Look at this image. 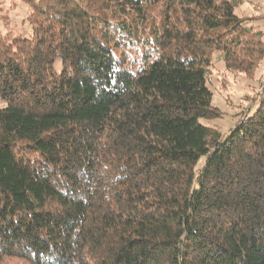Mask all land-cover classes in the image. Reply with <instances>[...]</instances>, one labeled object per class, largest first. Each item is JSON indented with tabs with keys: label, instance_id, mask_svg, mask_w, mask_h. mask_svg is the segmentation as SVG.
I'll use <instances>...</instances> for the list:
<instances>
[{
	"label": "trees",
	"instance_id": "obj_1",
	"mask_svg": "<svg viewBox=\"0 0 264 264\" xmlns=\"http://www.w3.org/2000/svg\"><path fill=\"white\" fill-rule=\"evenodd\" d=\"M0 38V264H264V92L226 135L212 67L253 76L248 0H20Z\"/></svg>",
	"mask_w": 264,
	"mask_h": 264
},
{
	"label": "rangeland",
	"instance_id": "obj_2",
	"mask_svg": "<svg viewBox=\"0 0 264 264\" xmlns=\"http://www.w3.org/2000/svg\"><path fill=\"white\" fill-rule=\"evenodd\" d=\"M248 1L239 8L237 14L246 19L248 26L254 27L256 32H264V0ZM30 13V9L20 0H0V38H13L28 27ZM209 81L213 107L220 117L205 123L226 135L257 108L264 92V61L253 76L231 73L226 70L224 63L218 62L211 69Z\"/></svg>",
	"mask_w": 264,
	"mask_h": 264
}]
</instances>
